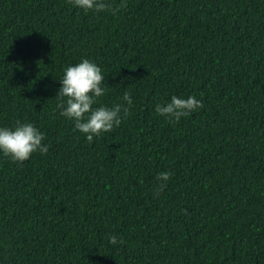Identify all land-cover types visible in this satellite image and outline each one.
I'll return each mask as SVG.
<instances>
[{"label": "trees", "instance_id": "trees-1", "mask_svg": "<svg viewBox=\"0 0 264 264\" xmlns=\"http://www.w3.org/2000/svg\"><path fill=\"white\" fill-rule=\"evenodd\" d=\"M85 58L94 107L133 101L92 142L56 98ZM172 96L204 107L170 122ZM16 121L49 151L0 153V264H264V0H0V128Z\"/></svg>", "mask_w": 264, "mask_h": 264}, {"label": "clouds", "instance_id": "clouds-1", "mask_svg": "<svg viewBox=\"0 0 264 264\" xmlns=\"http://www.w3.org/2000/svg\"><path fill=\"white\" fill-rule=\"evenodd\" d=\"M74 7L82 9L85 13L108 12L116 15L122 8L127 7V0H121L120 4L109 0H69ZM104 75L101 67L90 59L68 66L60 79L62 87L58 90L56 98L60 115L75 122V129L83 133L89 142L94 137H100L104 133L112 132L119 128L129 114V107L133 101L131 93L125 92L124 104H115L112 107L100 106L97 98L106 94L103 87ZM204 104L195 96L181 98L172 96L171 101L157 104L155 111L158 115L167 118L170 122L178 123L182 117H188L193 112L202 109ZM45 135L32 123L15 122L14 127L0 128V153L9 158L13 163L23 164L31 159L35 153L46 155L49 151L43 143ZM171 178L170 172H161L157 175V187L153 197L157 198L167 187V181ZM142 182V181H141ZM110 243H124L123 238L110 237Z\"/></svg>", "mask_w": 264, "mask_h": 264}]
</instances>
